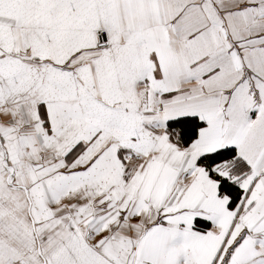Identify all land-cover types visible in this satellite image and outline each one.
Segmentation results:
<instances>
[{
  "label": "snow or ice",
  "instance_id": "snow-or-ice-1",
  "mask_svg": "<svg viewBox=\"0 0 264 264\" xmlns=\"http://www.w3.org/2000/svg\"><path fill=\"white\" fill-rule=\"evenodd\" d=\"M0 264H264V0H0Z\"/></svg>",
  "mask_w": 264,
  "mask_h": 264
}]
</instances>
